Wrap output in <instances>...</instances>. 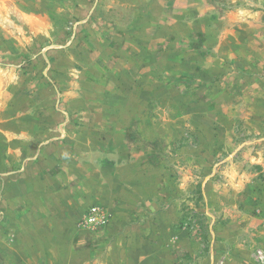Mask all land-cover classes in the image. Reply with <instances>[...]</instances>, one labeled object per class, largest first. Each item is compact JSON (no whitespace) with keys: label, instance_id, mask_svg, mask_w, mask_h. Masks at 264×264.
I'll list each match as a JSON object with an SVG mask.
<instances>
[{"label":"rangeland","instance_id":"rangeland-1","mask_svg":"<svg viewBox=\"0 0 264 264\" xmlns=\"http://www.w3.org/2000/svg\"><path fill=\"white\" fill-rule=\"evenodd\" d=\"M87 1L89 20L77 25L74 1L67 32L66 0L0 1V90L12 81L13 68L22 74L24 91L31 77L47 82L53 70L47 56L66 43L74 47L73 56L89 62L84 67L92 80H85L84 89L90 94L109 91L100 82L111 77L97 67V59L103 67L115 62L112 56L143 66L134 84L132 77L116 75L124 94L140 93L147 86L143 81L151 87L146 131L128 135V152L152 175L148 190L158 183L155 178L162 179L158 198L138 202L125 188L134 185L127 181L133 168L118 164L127 154L119 160L108 147L76 150L73 136L80 123L71 117L66 145L75 148L87 176L80 182L84 195L70 199L79 212L74 222L88 228L82 222L97 206L107 215L101 226L118 224L108 236L101 226L85 231L93 244L74 263L113 252L116 264H128L137 254L145 264H165L158 262L165 255L157 258L153 250L169 229L181 231L189 245L171 236L166 264H264V0ZM112 46L122 48L115 54ZM73 73L76 80L82 77ZM58 106L68 112L67 105ZM98 109L93 120L104 122ZM119 174L126 180L117 181ZM54 220L66 227V217ZM11 226L0 210V264H14ZM144 238L151 249L147 256L141 252L149 250ZM51 243L40 251L41 260L64 264L66 239Z\"/></svg>","mask_w":264,"mask_h":264},{"label":"crops","instance_id":"crops-1","mask_svg":"<svg viewBox=\"0 0 264 264\" xmlns=\"http://www.w3.org/2000/svg\"><path fill=\"white\" fill-rule=\"evenodd\" d=\"M74 1L77 2L74 3L76 4L74 9L78 11L77 25L80 26L89 20L91 3L87 0H66V7H69L66 9V32L72 17L70 10ZM74 31H77L76 27ZM57 46L58 48H53L54 50L48 54L50 57L47 56L49 68L51 66L53 68L48 70L47 82L44 83L42 79L40 84L36 78L31 77L29 89L24 91L19 88L22 86V74L13 68L15 72L10 73L13 75L12 81H6L4 88L0 90V210L6 212V220L12 225L13 240L9 258L14 264H49L48 259L41 260L40 254L47 251L52 241L59 243L61 239H66V257L63 258V263L76 264L75 256L88 247V244H93L88 240L90 234L85 232L92 230L91 227H84L82 230L74 222L79 212L70 200L77 199L80 193L84 195L86 191L80 189L82 188L80 182L86 181L87 177L81 172L82 164L75 158L76 154L73 153L75 148L71 147L72 144L66 145V129L73 123L72 116L80 123L78 127L80 132L76 131L77 134L74 133L73 136L77 141L76 150L88 152L108 147L119 160L127 154V158H124L126 162L118 164L133 168L134 172L128 175L127 181L134 182V185L125 188L134 193V199L143 202L161 195L162 179L155 178L158 183L148 190L147 182L152 181V175L145 173L144 169L140 170L144 167V162L139 158L130 159L128 152L131 149L128 135L146 131L147 126L143 120L150 118L145 109L150 101L151 87H147L149 83L143 81L142 86L147 85L144 87L147 90L141 89L136 95L131 94L129 90L124 94L121 86L123 80L118 81V84L115 81L116 75L122 72L127 81L132 77L130 81L134 84L135 79L141 80L143 66L135 63L128 65L126 60H123L124 63H118L120 57L112 56L115 62L105 64L110 67L104 72L107 68L104 69L105 65L102 67L99 64L100 59H97V67L111 78L106 83L100 82L106 84L109 91L102 88V93L96 92L93 95V92L90 94L84 89L86 81L92 80L88 75L87 66L86 69L84 67L89 62L73 56L74 47L67 43ZM112 48L116 54L122 47L118 50H114L115 46ZM73 70H78L79 75L84 77L74 79ZM5 84L9 88H6ZM78 84L79 90H76ZM57 91L61 92L63 102ZM57 98H60L59 101ZM59 103L67 105L68 112L66 109L59 110ZM98 108H102L101 112L106 119L104 122L93 120L94 116L96 120L98 119L96 116L97 112H100ZM160 126L159 121L158 128ZM103 133L107 135L105 138L101 136ZM116 180L122 182L126 180V175L119 174ZM65 217L66 221L63 223L66 222V227L63 224L56 226L52 223L56 221L54 218L63 220ZM117 228V223H110L101 226V232L108 236L109 232H115ZM165 233L169 236L158 237V247L153 252L157 258L165 255L159 258L158 262L162 259L166 264L168 251L166 247L171 236L176 234L182 246L189 245V241L181 231L173 232L168 229ZM147 241L144 238L143 245H147L149 250L141 251L142 255L146 256L151 251ZM154 241L156 239H153ZM29 251L34 253L28 255ZM145 263L146 261L138 254L132 255L128 261V264ZM77 264H116V260L113 252L112 255L110 252L98 258H82Z\"/></svg>","mask_w":264,"mask_h":264},{"label":"built area","instance_id":"built-area-1","mask_svg":"<svg viewBox=\"0 0 264 264\" xmlns=\"http://www.w3.org/2000/svg\"><path fill=\"white\" fill-rule=\"evenodd\" d=\"M107 221V215L97 206H93L89 209L85 215V219L82 222V225L88 227H99L101 224H104Z\"/></svg>","mask_w":264,"mask_h":264}]
</instances>
